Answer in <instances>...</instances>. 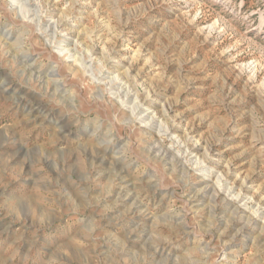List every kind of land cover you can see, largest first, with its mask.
Wrapping results in <instances>:
<instances>
[{"label": "clouds", "instance_id": "1", "mask_svg": "<svg viewBox=\"0 0 264 264\" xmlns=\"http://www.w3.org/2000/svg\"><path fill=\"white\" fill-rule=\"evenodd\" d=\"M0 264H264V0H0Z\"/></svg>", "mask_w": 264, "mask_h": 264}, {"label": "rangeland", "instance_id": "2", "mask_svg": "<svg viewBox=\"0 0 264 264\" xmlns=\"http://www.w3.org/2000/svg\"><path fill=\"white\" fill-rule=\"evenodd\" d=\"M183 35V34H181ZM192 51L188 53H178V56L183 58L185 55H192V62L196 66L191 69L193 75L197 77L194 81L196 84H204L206 85V89H204L205 92V104H211V101L207 98L208 95H210L212 89L215 87V84L213 83V78H218V75L220 73L224 72L223 68H219L216 66L215 62L211 58V53L208 52L206 49L200 48L195 41H193L190 45ZM199 58V59H198ZM171 67V66H170ZM179 75V74H178ZM200 77H206L205 79H199ZM219 82L218 79L216 81ZM238 84L239 81H236ZM192 92V89L189 88L187 90H184L183 84H178L176 89H172L173 96H176L181 103H178L175 105V107L178 110H183V100L185 96H188L189 93ZM199 96L194 97L193 102H195L196 99H199ZM185 115H188V113H185ZM200 127H204V125H201ZM226 156H228V153H225Z\"/></svg>", "mask_w": 264, "mask_h": 264}]
</instances>
